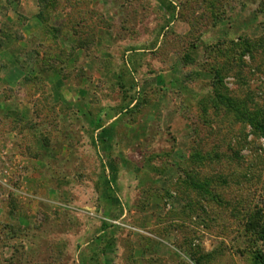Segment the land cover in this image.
<instances>
[{"label": "rangeland", "instance_id": "1", "mask_svg": "<svg viewBox=\"0 0 264 264\" xmlns=\"http://www.w3.org/2000/svg\"><path fill=\"white\" fill-rule=\"evenodd\" d=\"M263 130L264 0H0V264H264Z\"/></svg>", "mask_w": 264, "mask_h": 264}, {"label": "trees", "instance_id": "2", "mask_svg": "<svg viewBox=\"0 0 264 264\" xmlns=\"http://www.w3.org/2000/svg\"><path fill=\"white\" fill-rule=\"evenodd\" d=\"M253 219L254 220L256 219L258 221V223H257V225L254 224V226H252V227H251V224H250V227L248 229H250V231H251V229H255L258 232H263L264 231V221L263 222L261 221V217L260 216H254Z\"/></svg>", "mask_w": 264, "mask_h": 264}, {"label": "crops", "instance_id": "3", "mask_svg": "<svg viewBox=\"0 0 264 264\" xmlns=\"http://www.w3.org/2000/svg\"><path fill=\"white\" fill-rule=\"evenodd\" d=\"M50 85V87H51V89H50V92L51 93H53V92H55L56 91V86L57 85H55V87H54V83L52 82V84H49ZM57 92V91H56Z\"/></svg>", "mask_w": 264, "mask_h": 264}]
</instances>
